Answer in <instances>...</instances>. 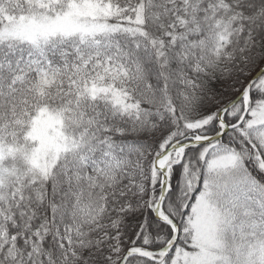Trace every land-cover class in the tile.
<instances>
[{
    "label": "snow or ice",
    "instance_id": "obj_1",
    "mask_svg": "<svg viewBox=\"0 0 264 264\" xmlns=\"http://www.w3.org/2000/svg\"><path fill=\"white\" fill-rule=\"evenodd\" d=\"M0 264H264V0H0Z\"/></svg>",
    "mask_w": 264,
    "mask_h": 264
}]
</instances>
